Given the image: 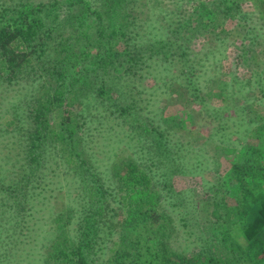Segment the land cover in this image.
I'll use <instances>...</instances> for the list:
<instances>
[{"label": "trees", "instance_id": "obj_1", "mask_svg": "<svg viewBox=\"0 0 264 264\" xmlns=\"http://www.w3.org/2000/svg\"><path fill=\"white\" fill-rule=\"evenodd\" d=\"M156 1L165 4L151 19V0H0V264H264L259 146L225 175L237 182L236 205L214 199L211 240L225 255L203 249L182 201L170 209L200 252L173 260L169 223L154 208L160 195L155 203L133 198L156 191L160 177L167 188L169 175H193L203 151L238 152L198 135L184 141V122L156 112L143 81L164 87L163 109L200 106L192 113L208 125L216 84L199 75L209 34L221 37L234 16L251 21L264 0ZM130 83L134 96L123 93ZM218 92L227 105L234 98L228 88ZM259 120L253 132L263 140ZM213 130V142L232 136Z\"/></svg>", "mask_w": 264, "mask_h": 264}, {"label": "rangeland", "instance_id": "obj_2", "mask_svg": "<svg viewBox=\"0 0 264 264\" xmlns=\"http://www.w3.org/2000/svg\"><path fill=\"white\" fill-rule=\"evenodd\" d=\"M151 2V5L155 7L151 11L147 10V12L152 19L153 14L160 12L159 9L163 10L165 2H157L156 0H151ZM160 4L162 5L160 6ZM157 6L158 8H156ZM253 15L255 18L247 22L234 16L235 20L228 21L224 27L217 30L221 36L219 38L209 34L212 39L210 40L209 49L206 50L208 59L204 62L203 72L199 75L204 80L216 84V88L213 89L214 96L212 100L206 103L205 111H207V114L205 113V115H207L206 118L209 121L208 125L205 122L196 120L192 113L193 110L200 109V106L192 105V107L187 108L180 101L171 102L168 105L169 107L166 106L167 109H163L165 107L162 101L165 96H162L163 91L160 90L164 87L158 88L159 86L152 79L143 81L145 86L148 87V93L143 99L147 101V98L152 95L154 101L157 100V102H152L150 105L155 108L156 112H163L164 117L176 116L179 122L180 120L184 122L185 130H177L184 141H187V135L193 134L201 136L204 142L216 143V146L218 143L232 144L238 147V152L230 156L218 151H208L207 153L203 151L202 156L206 158L207 163L204 159H201L202 165L193 175L189 174L187 176L178 173L169 175V186L167 185V188H163V185L166 184V178L162 180L160 177L156 191L149 192V195L146 193H136L134 195V201L143 200L154 203L160 195L158 204L154 208L159 210V215L163 217L162 220L169 223L167 230L168 237H170L168 239L169 254L175 261H179L183 254L191 257L198 254L200 250L191 242L196 239L185 240V229L181 227L183 224L179 222L178 214L172 211V209L178 210L177 208L170 209L171 205L173 203L180 204L182 201L186 202V206L183 208L187 209L184 217L189 230L192 233L194 232L198 239H201L203 249L208 247L209 254L212 256L216 254H219V256L225 255L226 251L223 249V245L219 243L218 247V240H211L215 237L211 217L214 199L218 201L225 199L223 202L228 205H236V198L234 197L236 192L234 189L237 182L232 184V182L229 183V180L225 181L226 173L231 171L235 162L241 161V153H246L248 147L252 149L259 146L261 156L264 155V139L261 140L260 137L262 134L253 132L257 128V123L261 122L259 119H264V10L263 12L260 11L259 15L256 12ZM171 71H165L166 75H171ZM128 85L123 93H132L134 96L135 83ZM218 88H228L229 92H235L229 105L225 103V96L218 92ZM139 89L141 90V88ZM222 92L225 93L223 90ZM110 95L117 96L118 94L111 91ZM188 111L192 114H188L187 117ZM229 117H233L232 120H236L237 123H232ZM210 122L212 123L210 124ZM223 127H226V130L232 133V136L229 135L227 138L230 139L228 140H221L218 136H214L213 142L211 136L214 134L213 129H222ZM242 127L244 129L241 132L244 136L240 132ZM171 137L174 138L175 136L172 135ZM242 137L244 138L241 139ZM261 164L259 161V165ZM162 210L167 213V216ZM170 218L172 222L169 221ZM48 230L49 232H43L40 238L45 247L52 240V232L50 228ZM236 237H240V234L237 233ZM1 259H5L4 253L1 254Z\"/></svg>", "mask_w": 264, "mask_h": 264}]
</instances>
